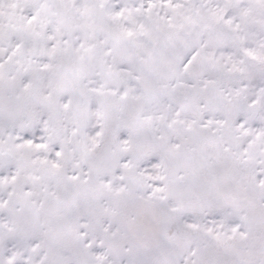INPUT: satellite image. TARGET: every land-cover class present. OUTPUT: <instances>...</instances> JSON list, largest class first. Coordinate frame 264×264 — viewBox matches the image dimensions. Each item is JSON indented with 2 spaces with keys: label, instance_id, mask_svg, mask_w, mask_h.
Wrapping results in <instances>:
<instances>
[{
  "label": "snow or ice",
  "instance_id": "obj_1",
  "mask_svg": "<svg viewBox=\"0 0 264 264\" xmlns=\"http://www.w3.org/2000/svg\"><path fill=\"white\" fill-rule=\"evenodd\" d=\"M0 264H264V0H0Z\"/></svg>",
  "mask_w": 264,
  "mask_h": 264
}]
</instances>
